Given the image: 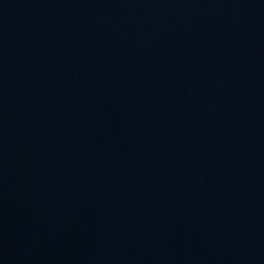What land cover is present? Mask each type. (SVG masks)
Instances as JSON below:
<instances>
[{
    "label": "water",
    "instance_id": "95a60500",
    "mask_svg": "<svg viewBox=\"0 0 264 264\" xmlns=\"http://www.w3.org/2000/svg\"><path fill=\"white\" fill-rule=\"evenodd\" d=\"M0 264H264V0H0Z\"/></svg>",
    "mask_w": 264,
    "mask_h": 264
}]
</instances>
